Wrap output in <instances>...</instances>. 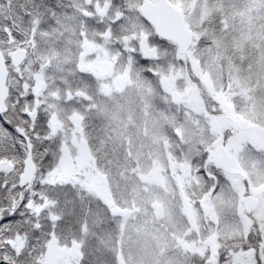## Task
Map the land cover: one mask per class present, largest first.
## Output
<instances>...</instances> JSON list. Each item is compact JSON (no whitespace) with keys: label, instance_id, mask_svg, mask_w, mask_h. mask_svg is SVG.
Masks as SVG:
<instances>
[{"label":"snow or ice","instance_id":"snow-or-ice-1","mask_svg":"<svg viewBox=\"0 0 264 264\" xmlns=\"http://www.w3.org/2000/svg\"><path fill=\"white\" fill-rule=\"evenodd\" d=\"M0 264H264V0H0Z\"/></svg>","mask_w":264,"mask_h":264}]
</instances>
